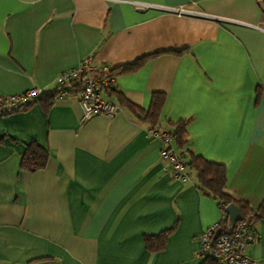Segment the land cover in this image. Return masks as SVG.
Wrapping results in <instances>:
<instances>
[{"label":"crops","instance_id":"obj_1","mask_svg":"<svg viewBox=\"0 0 264 264\" xmlns=\"http://www.w3.org/2000/svg\"><path fill=\"white\" fill-rule=\"evenodd\" d=\"M174 50L181 52H175ZM164 51L114 78V117L82 120L77 92L0 114V264H202L199 235L218 224V201L162 169L150 123L189 119L195 156L225 166L226 189L256 211L264 202V0H0V96L56 89L86 57L119 65ZM77 89V88H76ZM30 142L44 168H21ZM260 239L247 248L264 264ZM164 247L147 236L169 231Z\"/></svg>","mask_w":264,"mask_h":264},{"label":"built area","instance_id":"obj_2","mask_svg":"<svg viewBox=\"0 0 264 264\" xmlns=\"http://www.w3.org/2000/svg\"><path fill=\"white\" fill-rule=\"evenodd\" d=\"M108 67L106 64L94 65L91 57L84 58L75 67L65 70L57 77L56 99L70 94L67 86L79 80L82 86L77 95L83 109L82 120L99 114L114 117L118 106L103 95L104 89L114 82V77L106 72ZM42 92L41 88H32L17 95L0 96V113L32 104ZM149 135L162 143L160 157L163 171L174 180L190 182L192 173L187 169L186 152L174 149L172 134L162 127H154L149 128ZM223 220L224 213L218 224L209 226L199 235V257L216 264H257L248 256L247 248L259 241L258 231L242 219L235 224L231 233H225L220 227Z\"/></svg>","mask_w":264,"mask_h":264},{"label":"trees","instance_id":"obj_3","mask_svg":"<svg viewBox=\"0 0 264 264\" xmlns=\"http://www.w3.org/2000/svg\"><path fill=\"white\" fill-rule=\"evenodd\" d=\"M175 52H181L174 50ZM164 51H154L145 53L140 55L136 59L132 61H128L125 63H121L119 65L113 66L108 65L107 74L113 76L114 78L118 75L134 72L138 70L146 61L152 59ZM82 82L77 80L70 83L67 86V91L71 93H75L81 89ZM77 88V89H76ZM104 91H113L112 84L104 89ZM58 93V87L52 92H42L41 95L37 96L32 104H26L18 109H14L12 111L2 112L0 114H10L13 112H17L20 110L27 109L28 107L38 103L42 99H47L52 102L56 99V95ZM164 101V95L161 93H155L153 97L152 106L149 110L145 111L130 101H128L125 97L120 96V102L122 105L128 106L142 120H146L150 123L149 128L154 127H162L159 124V112L161 106ZM189 123V119H181L175 123H169V128H164L168 130L174 139V149L176 151H185L186 152V165L187 169L190 172L195 173L199 188L204 191L206 194L212 196L218 201V204L222 208L224 213V220L220 223L221 230L225 232L228 229V215L225 212V208L227 205L234 203L236 204L241 212L242 218L245 222L253 225V220L264 218V202L260 206V208L256 211L249 208V206L239 200H236L233 196H231L227 189V173L224 165L208 161L204 159L202 156H195L190 153L187 149H185V145L187 143V125ZM1 140V138H0ZM48 161V150L47 148L41 146L37 142H30L26 145L24 153L22 154L21 159V168L28 171H36L42 169L46 166ZM254 227V226H253ZM169 231H164L158 235L147 236L146 245L149 250L158 251L164 247V244L167 240ZM202 264H216L213 261L205 260Z\"/></svg>","mask_w":264,"mask_h":264},{"label":"water","instance_id":"obj_4","mask_svg":"<svg viewBox=\"0 0 264 264\" xmlns=\"http://www.w3.org/2000/svg\"><path fill=\"white\" fill-rule=\"evenodd\" d=\"M225 212L228 215V229L225 231V233H231L235 224L238 221H241L243 218L239 207L234 203L227 205L225 208ZM218 232H221V230H219Z\"/></svg>","mask_w":264,"mask_h":264}]
</instances>
